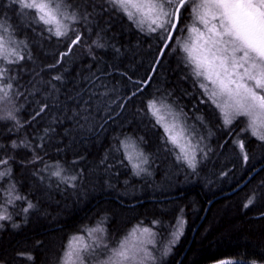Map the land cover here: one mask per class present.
Instances as JSON below:
<instances>
[{"label":"trees","instance_id":"trees-1","mask_svg":"<svg viewBox=\"0 0 264 264\" xmlns=\"http://www.w3.org/2000/svg\"><path fill=\"white\" fill-rule=\"evenodd\" d=\"M97 5L91 23L80 21L73 26L81 35V43L73 46L55 68H45L40 73L45 82L62 76L61 81L52 80L55 90L48 83L33 88L29 83L33 79L31 70L40 71L54 64L67 51L75 33L70 31L68 37L57 38L43 31V25L32 23L31 28L25 27L32 22L28 10L20 15L23 27L14 19L34 60H27L24 52L23 68L9 67V75L17 77L14 92L18 90L23 95H13L8 107L18 109L15 116L23 127L16 130L15 121L0 120V156L15 157L10 162L11 177L0 180V211L6 208L12 217L0 221V264H58L72 237L83 235L87 243H92L86 230L98 225L106 229L109 250L97 261L106 259L110 250L138 227L170 241L169 257L164 263L145 264H264V168L243 188L229 194L264 163V157L248 164L239 179L215 189L207 188L205 181L190 179L181 185L173 181L167 188L163 186L166 170L178 167L167 164L179 154L174 147H142L157 169L164 172L162 179L158 178V187L155 185L158 190L146 186L141 174L134 173L126 158L128 150L121 142L131 138L145 146L153 141L152 145L157 146L165 140L163 128L147 112L149 100L157 99L159 91L169 90L172 93L168 94L180 100L185 110L208 107L211 102L174 42L149 84L142 88L167 33L141 30L106 0H97ZM9 7L18 9L11 0H0V16H12L14 11ZM183 15L182 27L190 16L188 12ZM181 33L175 34L178 40ZM39 41L46 46L45 52L35 45ZM45 101L49 107L33 120ZM77 110L89 114L83 128L72 119ZM9 128L13 131L9 132ZM45 129H49L47 134ZM12 140L18 144L22 140L30 142L33 148L42 143L44 147L36 151L43 163L21 164L33 153L30 148L13 149ZM44 164L61 165L66 176L79 174L76 188L51 176L54 168L42 171ZM11 184L35 205L28 213L23 212L27 206L24 200L7 203L6 190ZM249 198L254 202L245 208ZM179 221H183L182 226ZM178 228L182 234L177 240L173 234ZM28 255L33 259H27Z\"/></svg>","mask_w":264,"mask_h":264},{"label":"snow or ice","instance_id":"snow-or-ice-1","mask_svg":"<svg viewBox=\"0 0 264 264\" xmlns=\"http://www.w3.org/2000/svg\"><path fill=\"white\" fill-rule=\"evenodd\" d=\"M106 3L115 11L122 12L141 30L147 24L149 32L167 33L163 39L176 43L186 54V65L192 66L194 76L200 81V88L219 110L223 126L230 128L237 119L243 117L247 123L245 130H250L251 135L261 142V146H264V0H106ZM11 5L17 7L21 15L25 14L24 10L32 14V22L25 27L31 28L32 23L43 25L45 26L43 31L57 38L68 37L70 31L75 33L74 38H70L67 51L61 53L54 64L43 66L40 71H36L35 68L31 70L33 79L29 83L33 88L40 83H48L55 90L52 80L61 81L62 76L56 75L45 82L40 73L45 68L49 70L55 68L65 56L72 52L73 46L81 43V35L73 26L80 21L92 22L90 17L96 14L97 0H78L77 3H72L70 0H11ZM100 7L102 8V5ZM184 12L190 14L193 20L191 26L182 27ZM0 30H2L0 31V104L4 105V108L0 109L3 112L0 120L15 121L14 127L19 130L23 125L15 116V111L18 109L8 105L12 104L13 95H23V93L18 90L14 92L16 86L13 81L17 77L10 76L11 69L4 65H15L19 70L23 68L21 62L26 59L22 54L24 51H27V60L33 61L34 57L27 42L20 41L18 45H14L12 41L5 40L4 33L14 31L10 24L6 27L3 21H0ZM185 30L196 35V40L192 44L182 43L176 38V33ZM165 47L169 48L171 44ZM148 79L150 80L151 77ZM132 95L135 96L136 93ZM48 107L46 101L41 103L32 119L35 120ZM146 108L155 124L163 128L166 142L172 144L174 148H179L177 160L184 161L188 167L195 170L198 163L195 149L198 145L192 144L193 138L190 135L185 138L187 128L184 123H180V130L176 131L177 122L182 113H177L171 104L157 99L149 100ZM166 114L173 117V123L167 122ZM88 118L89 114H85L82 110L73 111L72 119L81 128L85 127ZM81 120L85 123L81 124ZM8 131L12 132L13 128H9ZM48 131L49 129H45V134ZM181 139H185L186 142L181 144ZM200 139L202 140L203 137ZM233 143L239 147L243 160L247 163L249 156L245 150L244 141L234 140ZM121 144L128 150L126 158L132 163L134 173L137 175L147 173L148 169L142 167L148 163L147 157L139 150L135 141L126 138ZM11 147L31 149L32 158L26 162L21 161V164L34 165L37 161L43 163V157L36 151L37 148L44 147L42 143L33 148L30 142L22 140L18 144L16 140H12ZM14 161V156H0V180L11 177L10 162ZM53 168L54 170L50 171L51 176L73 189L76 188L75 182L79 174L63 175L64 169L59 164L55 166L44 164L42 171ZM6 191L8 204H14L17 200L26 201L24 213H28L35 207L30 200H27V197L17 193L15 184H11ZM253 202L254 198H249L244 207H249ZM11 219L6 208L0 211V221ZM179 223L182 226L183 221ZM86 231L92 243H87L83 235L72 237L59 258L58 264H93L102 252L109 250L105 242V228L98 225ZM137 232L150 235L148 228H134L118 247L110 250L111 254L106 259L98 260L97 264H145L147 260H154L155 257L143 247V241L134 242L137 239ZM94 234L99 235L94 236ZM181 234L178 228L173 235L178 240ZM148 243H151V240ZM27 259L32 260L33 257L28 255Z\"/></svg>","mask_w":264,"mask_h":264},{"label":"rangeland","instance_id":"rangeland-1","mask_svg":"<svg viewBox=\"0 0 264 264\" xmlns=\"http://www.w3.org/2000/svg\"><path fill=\"white\" fill-rule=\"evenodd\" d=\"M70 2L77 3L73 0H70ZM9 8L14 11L13 15L9 16L8 13L5 16L2 15L0 16V21H3L6 27L10 24L14 29V31L11 33H4L5 40H10L14 45H18L20 41L26 42L25 38L20 37L22 31H20V28L18 27L19 25L14 24L15 19L19 21L20 25L22 26L20 21L21 14L18 13L19 9L12 7ZM192 23L193 20L191 16H189L186 21V25L191 26ZM77 24L74 26H77ZM143 29H145L149 34L156 33L157 35H160L162 33L161 31L149 32L147 24L144 25ZM195 40L196 35L194 33H190L187 30L182 31L180 40L182 43L192 44ZM35 45L38 47V50L45 52L47 49L46 46L42 45L40 41ZM20 47H22V45H20ZM29 49L32 50L30 47ZM183 55L185 57L186 54L183 52ZM4 66L10 67L11 65ZM168 93L172 92L169 90L168 92L159 91L157 100H162L168 104H171L177 113H182L179 116V122H177L176 131L179 132L180 123H184L185 127L187 128L185 138L190 135L193 138L192 144L194 146L198 145V147L195 149L198 163L195 170H193L192 168L188 167L184 161L177 160V156H173V162L172 160H169L167 164L170 165L173 163L178 165V167L171 169L169 168V171L166 170V175L163 178L164 187L167 188L169 182L175 181L178 182L177 185H181L182 182L186 180L188 181L190 179L192 182L197 181L203 183L202 181H205L206 183L203 184H207V188L215 189L216 187H221L236 179H239L244 173L248 164L264 157V146H261V142L256 137L251 135L250 130H245L247 129V123L243 117L237 119L230 126V128H225L222 124V116L219 110L216 109L212 103L208 107H194L185 110V108L182 106V102L170 96ZM167 122L170 124L173 123V117L167 115ZM200 137H203V139L201 140ZM234 140L244 141L245 150L249 156L247 163L244 162L243 154L241 153L239 147L233 143ZM133 141H135V143L139 146V150L142 152L144 150L142 147H174L170 143H165L166 140H161L157 146L152 145V143H154L153 141L149 144V146H145V144H142L141 141ZM185 142V139L180 140L181 144H184ZM145 156L148 160V172L141 173L140 178L146 186L158 190V178L161 180L164 172H161V169H157L158 167L152 163L153 158H150L147 155ZM156 171L161 174L159 177ZM129 193L131 194L132 192L129 191ZM136 236L137 239L135 242L139 243L140 241H143V247L146 249V251L151 253L153 257H155L154 260H147L148 262L157 263L159 261L160 263H164L168 259L170 241L167 240V238L164 240L159 236L152 234H141L140 232L137 233ZM149 240H151V243H148ZM107 253L108 251L102 252L99 256H105Z\"/></svg>","mask_w":264,"mask_h":264},{"label":"water","instance_id":"water-1","mask_svg":"<svg viewBox=\"0 0 264 264\" xmlns=\"http://www.w3.org/2000/svg\"><path fill=\"white\" fill-rule=\"evenodd\" d=\"M171 42H172V41L164 40L163 45H162V47H161V49H160L159 55H158V57H157V59H156V61H155V63H154V66H153L152 71H151L150 75L148 76V78H149V77L152 78V76H153V74H154V72H155L157 66H158L159 63L161 62V60H162V58H163V56H164V54H165V52H166V50H167V48L165 47V45H167V44H171ZM148 78H147V80L144 82L142 88H145V87L149 84V82H150L151 79L149 80ZM263 168H264V163H262L261 165H259L258 167H256V168H255V169H254V170H253V171H252V172L246 177V179H245V180H244L239 186H237V187L234 188L232 191H230L229 194L234 193L235 191H238V190H240L241 188H243V187H244L246 184H248V183L251 181V179H252L254 176H256V174H258ZM210 204H211V203H210ZM210 204L208 205V207H207V209H206L205 215H206V213H207V210H208ZM205 215H204V216H205ZM203 218H204V217H203ZM203 218H202V219H203Z\"/></svg>","mask_w":264,"mask_h":264},{"label":"bare ground","instance_id":"bare-ground-1","mask_svg":"<svg viewBox=\"0 0 264 264\" xmlns=\"http://www.w3.org/2000/svg\"><path fill=\"white\" fill-rule=\"evenodd\" d=\"M192 241V240H191Z\"/></svg>","mask_w":264,"mask_h":264}]
</instances>
